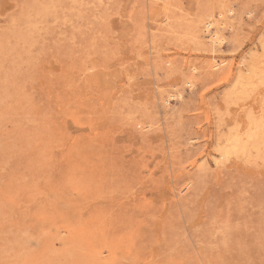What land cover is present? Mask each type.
<instances>
[{
	"label": "rangeland",
	"instance_id": "374dc122",
	"mask_svg": "<svg viewBox=\"0 0 264 264\" xmlns=\"http://www.w3.org/2000/svg\"><path fill=\"white\" fill-rule=\"evenodd\" d=\"M250 120L264 0H0V264H264Z\"/></svg>",
	"mask_w": 264,
	"mask_h": 264
},
{
	"label": "bare ground",
	"instance_id": "6f19581e",
	"mask_svg": "<svg viewBox=\"0 0 264 264\" xmlns=\"http://www.w3.org/2000/svg\"><path fill=\"white\" fill-rule=\"evenodd\" d=\"M221 14V13H220ZM210 21H208V22H206V23H204L205 24V26H206V29H205V31H209V27H210ZM221 25V24H220ZM215 31H212V32H210V35H209V39H210V41L212 42V43H215V42H219L220 41V36H219V34H218V31H220V28L218 27V25H216L215 26ZM193 69H194V67H193ZM250 71H251V69H250ZM253 71V70H252ZM252 71H251V73H252ZM250 122L251 123H249V125L250 126H252V128L251 129H253V131L250 133V134H248L247 136H248V138H246L245 136V138L246 139H248V140H250V139H252L253 137H255V135H256V132H257V130H262L263 129V131H264V121H254V120H250ZM230 133V132H229ZM245 134V133H244ZM234 136H236V133H235V135ZM238 136V135H237ZM229 137V136H228ZM227 138V137H226ZM235 138V137H234ZM228 139V138H227ZM240 139V138H239ZM246 139H245V141H246ZM256 139V138H255ZM232 140V145H231V147H232V149L231 150H233V148L234 147H236L238 144V139H231ZM227 141V140H226ZM244 141V142H245ZM226 143V142H225ZM228 143V142H227ZM242 144V143H241ZM245 144V143H244ZM243 144V145H244ZM253 146H254V141H253ZM224 145V144H223ZM222 146V145H221ZM239 146H240V144H239ZM227 147V146H226ZM244 147V146H243ZM248 147V146H247ZM222 148H223V146H222ZM225 148V147H224ZM242 148V147H241ZM250 148V147H249ZM248 148V149H249ZM227 149H229V148H227ZM219 150V149H218ZM226 151V150H225ZM229 151H230V149H229ZM229 151H226V156L228 155L227 154V152L229 153ZM242 151V150H241ZM222 152V151H221ZM219 154V153H218Z\"/></svg>",
	"mask_w": 264,
	"mask_h": 264
}]
</instances>
